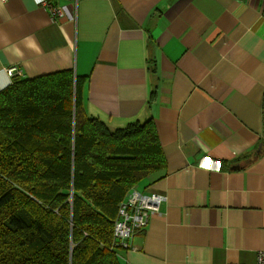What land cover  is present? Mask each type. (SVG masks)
<instances>
[{"label":"crops","instance_id":"1","mask_svg":"<svg viewBox=\"0 0 264 264\" xmlns=\"http://www.w3.org/2000/svg\"><path fill=\"white\" fill-rule=\"evenodd\" d=\"M48 1L65 18L43 0L0 2V91L17 77L73 71L85 79L86 115L119 128L153 119L167 162L163 179L139 187L167 201L120 250L122 263L255 264L264 252V0Z\"/></svg>","mask_w":264,"mask_h":264},{"label":"trees","instance_id":"2","mask_svg":"<svg viewBox=\"0 0 264 264\" xmlns=\"http://www.w3.org/2000/svg\"><path fill=\"white\" fill-rule=\"evenodd\" d=\"M84 82L61 71L0 91V264H123L119 204L164 177L153 119L110 130L85 114Z\"/></svg>","mask_w":264,"mask_h":264},{"label":"built area","instance_id":"3","mask_svg":"<svg viewBox=\"0 0 264 264\" xmlns=\"http://www.w3.org/2000/svg\"><path fill=\"white\" fill-rule=\"evenodd\" d=\"M8 0H0L6 3ZM42 6L51 14L53 19L65 18V10L57 7L48 0H43ZM264 15V8H263ZM75 19V14L73 16ZM19 68L9 67L7 74L12 78L19 74ZM167 201V196L158 192L145 193L138 187H133L119 204L117 220L114 226L113 239L118 248L128 250L132 247V240L138 231H145L150 218L159 214L161 207ZM255 264H264V252L259 253Z\"/></svg>","mask_w":264,"mask_h":264},{"label":"rangeland","instance_id":"4","mask_svg":"<svg viewBox=\"0 0 264 264\" xmlns=\"http://www.w3.org/2000/svg\"><path fill=\"white\" fill-rule=\"evenodd\" d=\"M80 98H81V94H80ZM85 111V110H84ZM86 114V113H85ZM94 115L93 116H91V115H87L88 117H100L101 118V120L103 121V122H105V124L108 126V128L110 129V130H115V129H117V128H119L117 125H115V124H113V123H110L105 117L106 116H100V115H98V113H93ZM141 190H143V189H141ZM149 190H150V188H149ZM149 190H146L145 192H149ZM118 254H119V256H120V251H118Z\"/></svg>","mask_w":264,"mask_h":264},{"label":"snow or ice","instance_id":"5","mask_svg":"<svg viewBox=\"0 0 264 264\" xmlns=\"http://www.w3.org/2000/svg\"><path fill=\"white\" fill-rule=\"evenodd\" d=\"M205 167H207V164L205 165Z\"/></svg>","mask_w":264,"mask_h":264}]
</instances>
